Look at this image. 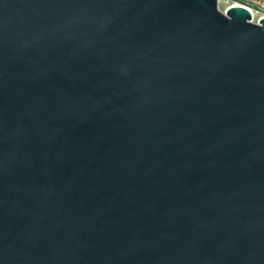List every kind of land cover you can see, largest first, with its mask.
<instances>
[{"label":"water","instance_id":"water-1","mask_svg":"<svg viewBox=\"0 0 264 264\" xmlns=\"http://www.w3.org/2000/svg\"><path fill=\"white\" fill-rule=\"evenodd\" d=\"M0 264H264V19L0 0Z\"/></svg>","mask_w":264,"mask_h":264},{"label":"built area","instance_id":"built-area-1","mask_svg":"<svg viewBox=\"0 0 264 264\" xmlns=\"http://www.w3.org/2000/svg\"><path fill=\"white\" fill-rule=\"evenodd\" d=\"M230 1L233 3V6H241L247 8L252 13L253 17L254 14H257L260 16L259 20L264 19V0H230Z\"/></svg>","mask_w":264,"mask_h":264},{"label":"rangeland","instance_id":"rangeland-1","mask_svg":"<svg viewBox=\"0 0 264 264\" xmlns=\"http://www.w3.org/2000/svg\"><path fill=\"white\" fill-rule=\"evenodd\" d=\"M232 2L230 0H224L221 4L219 1V5H221V11L225 12L229 7L232 6Z\"/></svg>","mask_w":264,"mask_h":264},{"label":"bare ground","instance_id":"bare-ground-1","mask_svg":"<svg viewBox=\"0 0 264 264\" xmlns=\"http://www.w3.org/2000/svg\"><path fill=\"white\" fill-rule=\"evenodd\" d=\"M219 1H220V3L222 4L224 0H219ZM232 6H233V4H232ZM219 9L221 10V5H219ZM259 19H260V16L257 15V14H254L253 21H254L255 23H257V22L259 21Z\"/></svg>","mask_w":264,"mask_h":264}]
</instances>
